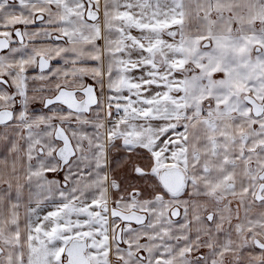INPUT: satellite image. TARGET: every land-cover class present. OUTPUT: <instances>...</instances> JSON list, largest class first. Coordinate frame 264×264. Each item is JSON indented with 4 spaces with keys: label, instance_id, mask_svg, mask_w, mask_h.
<instances>
[{
    "label": "snow or ice",
    "instance_id": "1",
    "mask_svg": "<svg viewBox=\"0 0 264 264\" xmlns=\"http://www.w3.org/2000/svg\"><path fill=\"white\" fill-rule=\"evenodd\" d=\"M0 264H264V0H0Z\"/></svg>",
    "mask_w": 264,
    "mask_h": 264
}]
</instances>
